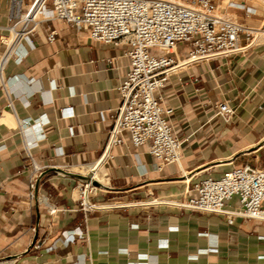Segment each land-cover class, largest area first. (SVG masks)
I'll return each mask as SVG.
<instances>
[{
  "label": "crops",
  "instance_id": "crops-1",
  "mask_svg": "<svg viewBox=\"0 0 264 264\" xmlns=\"http://www.w3.org/2000/svg\"><path fill=\"white\" fill-rule=\"evenodd\" d=\"M230 9L228 15L249 26L259 23L257 8L250 15ZM7 23L8 0H0V55L7 48L2 38ZM51 30L56 31L53 42L47 40ZM262 43L243 42L229 56L178 66L164 91L176 107L172 122L183 155L179 164L158 170L145 147L125 142L106 150L111 120L121 105L118 88L130 62L125 44L103 43L87 29L55 19L41 21L31 42L16 44L22 60L10 57L0 73V260L264 264V220L229 222L224 213L183 205L207 176L218 178L237 165L264 166ZM221 100L233 109L228 119L215 114ZM65 107L74 114L63 116ZM43 115L49 120L40 136L33 127ZM23 118L32 128L26 134L20 131ZM27 149L38 165L52 168L33 196ZM83 177H95L100 185L91 197L99 206L89 211L78 200ZM238 205L237 196L228 202L230 208ZM77 228L86 236L68 243L59 239L62 231Z\"/></svg>",
  "mask_w": 264,
  "mask_h": 264
},
{
  "label": "built area",
  "instance_id": "built-area-1",
  "mask_svg": "<svg viewBox=\"0 0 264 264\" xmlns=\"http://www.w3.org/2000/svg\"><path fill=\"white\" fill-rule=\"evenodd\" d=\"M218 6L213 0H8L7 34L2 36L7 48L0 55V73L10 57L22 60L17 42H31V35L43 20L85 28L92 39L103 43H124L130 62L118 88L121 105L112 117L106 150L125 142L145 147L156 169L162 170L165 165L179 164L183 155L182 139L172 122L176 107L168 102L164 91L177 72L175 67L229 56L240 51L243 42L249 44L255 38L254 27L218 11ZM229 7L245 8L246 15L256 11L236 2H229ZM55 39L56 31L51 30L47 40ZM178 50L185 56H178ZM232 113L227 100L216 103V115L228 119ZM73 114L72 107L62 110L63 116ZM36 120L33 129L44 136L43 122L49 119L43 115ZM19 124L22 134L31 132L27 118L20 119ZM26 158L33 196L41 178L52 168L38 165L30 149ZM95 181L89 177L78 184V200L85 211L99 206L91 198L100 187ZM194 190L195 194L183 202L185 207L224 213L229 222L236 217L264 220V166H234L218 178L199 180ZM234 196L239 205L230 208L228 202ZM56 210L50 208L51 213ZM77 235L86 236L77 228L62 231L59 239L68 243ZM77 260L78 256L73 257V263Z\"/></svg>",
  "mask_w": 264,
  "mask_h": 264
},
{
  "label": "rangeland",
  "instance_id": "rangeland-1",
  "mask_svg": "<svg viewBox=\"0 0 264 264\" xmlns=\"http://www.w3.org/2000/svg\"><path fill=\"white\" fill-rule=\"evenodd\" d=\"M228 1V0H227ZM227 1L225 2V0H222L221 1V3L219 4V11L220 12H223V13H225V14H227V12H229L231 9L230 8H237V7H229V2H236V1H234V0H229V2L227 3ZM248 1H250L251 3H253L255 6L253 7V8H257L258 9V16H259V18H260V20H259V23L255 26V27H257L258 29H262V28H264V0H248ZM226 3H227V5H226ZM236 3H239V4H244L245 5V3L244 2H236ZM223 4H225L226 5V7H225V9H224V6L223 7H221V5H223ZM246 6V5H245ZM247 7V6H246ZM250 7H252V6H250ZM229 8V9H228ZM237 9H242V10H244V12H245V14H246V10H245V8H237ZM228 15V14H227ZM232 17H235V15H232ZM239 20H241V21H243L242 19H240L239 18ZM257 34V33H256ZM255 38H256V40L255 41H263V43L262 44H264V38L263 37H259L258 38V34H257V36H255ZM254 38V39H255ZM254 39H253V41H254ZM260 164H261V162H259ZM81 170H83L84 171V169L83 168H81Z\"/></svg>",
  "mask_w": 264,
  "mask_h": 264
},
{
  "label": "bare ground",
  "instance_id": "bare-ground-1",
  "mask_svg": "<svg viewBox=\"0 0 264 264\" xmlns=\"http://www.w3.org/2000/svg\"><path fill=\"white\" fill-rule=\"evenodd\" d=\"M227 0H225V2H226ZM229 2V0L227 1V3ZM227 3H226V5H227ZM218 11H219V6H218ZM254 33H255V36H257V34H258V38L259 37H263L264 38V28H262V29H258V28H255L254 27ZM257 33V34H256ZM256 40V38L254 39V41L253 42H256L255 41ZM186 59V58H185ZM178 68V66H176L175 67V69H177ZM97 166V165H96ZM99 166V165H98ZM93 169V168H92ZM92 169H90V170H88V171H92ZM95 169L96 168H94V171H95ZM97 170V169H96ZM95 175L97 176L98 174H97V172L95 173ZM96 178H98V177H96ZM94 179H95V177H94ZM0 264H9L8 263V260H6V259H4V260H0Z\"/></svg>",
  "mask_w": 264,
  "mask_h": 264
},
{
  "label": "water",
  "instance_id": "water-1",
  "mask_svg": "<svg viewBox=\"0 0 264 264\" xmlns=\"http://www.w3.org/2000/svg\"><path fill=\"white\" fill-rule=\"evenodd\" d=\"M84 179H86V180H88L89 179V177H83ZM95 183H96V181H95Z\"/></svg>",
  "mask_w": 264,
  "mask_h": 264
}]
</instances>
